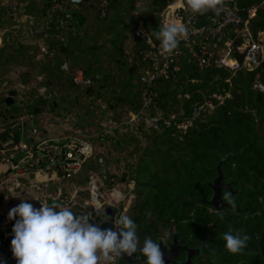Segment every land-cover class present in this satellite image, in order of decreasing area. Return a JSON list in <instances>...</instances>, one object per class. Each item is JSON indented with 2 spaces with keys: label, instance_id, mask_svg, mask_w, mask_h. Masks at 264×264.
Here are the masks:
<instances>
[{
  "label": "trees",
  "instance_id": "obj_1",
  "mask_svg": "<svg viewBox=\"0 0 264 264\" xmlns=\"http://www.w3.org/2000/svg\"><path fill=\"white\" fill-rule=\"evenodd\" d=\"M59 1L61 7L50 15L47 11L53 8V0L21 1L25 2L28 13L35 16L41 29L48 26L42 32L39 29L38 32L24 30L18 33L41 41L31 42V45L21 44L15 38L19 37L17 32L10 31L14 33V40L9 37L6 41L0 64L40 68L38 73L28 74L20 86L26 94L36 95L37 78L43 75L42 84L49 88L50 95L35 99L37 102L52 99L49 103L52 110L61 105L63 110L77 107L85 97L92 103L99 102L105 113L99 127L107 118L124 124L132 114L142 110L146 89L141 77L152 64L146 57L148 43L134 32L135 26L139 25V20L132 14L137 0H102L100 6L94 5L95 0H83L79 6ZM152 5L149 17L153 12H159L160 16L154 17L155 26L145 23L148 36L158 41L152 33L159 31L162 13L168 4L164 0H153ZM240 5L258 7L251 27L256 34L264 32V0H242ZM94 7H97L95 13ZM89 15H93L94 21L88 22ZM0 24H4L6 30L12 27L5 18L2 4ZM130 33L137 35L136 46L131 50L128 45ZM40 43L49 49V54L40 53ZM28 46L33 48V55L28 56ZM189 57L186 53L180 58L176 79H160L148 92L154 98L151 113L171 117L184 112L187 117L194 106L216 94L221 99H214L215 110L204 121L196 122L186 134L176 130L157 132L141 125L124 124L115 134L98 136L96 140L102 150L100 157H104L109 168V174L103 175V186L111 188L124 178L131 181L130 187L136 196L125 211L138 225L141 246L146 237L166 245L173 235H177V240L188 244L185 246L201 249L196 255V264H264L259 246L264 233V136L258 132V128L264 132V95L253 88L256 75L264 84V61L253 72L234 74L216 66L200 67L189 61ZM66 63L68 71L63 69ZM78 70L86 73L87 80L81 85L73 79ZM53 87L66 91L58 104L57 90ZM185 94L190 95L189 100L184 98ZM3 105L10 114L1 118L0 123L4 122L6 128L11 129L14 120L24 113L23 106L16 102L7 107L6 98ZM28 109L34 111L32 107ZM87 114L92 113L85 110L84 116ZM64 115L67 116L65 121H70L78 119L80 114L66 112ZM1 140L5 137H0ZM115 152L126 155V171L121 178H117L111 169L112 159L121 162L119 156H113ZM228 155L221 169L223 182L232 190L224 189L222 197L224 202L234 203L217 211L208 204L213 196L211 184L218 177L219 164ZM135 156L136 162L132 163ZM92 168L103 170L104 167L98 159ZM97 173L102 175L103 171ZM88 176L83 170L76 179L73 208H85V202L90 199ZM82 191L89 195L84 202L81 201ZM78 213L84 214L79 210ZM105 215L103 212V217ZM229 229L233 234L242 231L251 237L242 252L232 254L227 251L223 234ZM138 255L124 254L122 258H116L114 264H146V258L143 255L138 258Z\"/></svg>",
  "mask_w": 264,
  "mask_h": 264
},
{
  "label": "built area",
  "instance_id": "obj_2",
  "mask_svg": "<svg viewBox=\"0 0 264 264\" xmlns=\"http://www.w3.org/2000/svg\"><path fill=\"white\" fill-rule=\"evenodd\" d=\"M62 1L73 6L83 3V0ZM240 1L242 0H225V10L220 16L212 12L200 15L186 11L185 0L168 3L162 13V23L173 21L182 23L187 26L188 35L180 39L177 49L171 54H163L160 41H154L146 36L149 45L146 57L152 64L141 77L146 89L143 107L139 113L127 118L125 125H141L157 132L176 130L186 134L196 122L204 121L215 110L214 99H221L216 94L202 104L194 106L192 113L187 117L184 112L171 117L151 113L154 98L148 92L160 79H176L180 71V58L186 53L190 55L189 61L200 67L216 66L234 74L242 71L253 72L261 65L264 61V32L256 34L251 27L258 7H243ZM2 2L5 7V18L11 22L13 30L38 32L41 29L35 16L28 13L25 2L19 0ZM53 3V8L47 11L48 15L61 7L59 0H53ZM47 26L48 24L45 25ZM39 50L42 55L50 53L42 43L39 44ZM63 69L69 70L68 63L63 65ZM73 79L77 85L84 84L87 80L86 73L78 70L73 74ZM37 81L36 95L41 97L49 95V88L42 84L44 76H39ZM253 88L264 95V84L259 75L254 79ZM18 93L25 95L26 91L21 89ZM184 98L189 100L190 95L185 94ZM22 106L24 113L14 120L11 129L6 128L4 122L0 123V137H5L4 141H0V197L22 195L25 198H32L34 205L36 201L42 204L43 201L48 203L49 200L76 204L74 201L77 194L74 188L76 179L94 157L95 145L89 140V136L84 135L79 129L73 130L70 127L66 128L68 133H52L46 127L39 128L36 125L40 118L39 113L30 111L29 105ZM124 124L107 118L101 124L98 136L115 134ZM73 183L70 199L65 195L69 187L66 184ZM87 185L90 199L85 205L93 207L95 211L103 209L106 204L102 192L103 174L90 172ZM7 251L0 237V262L17 264L14 255Z\"/></svg>",
  "mask_w": 264,
  "mask_h": 264
},
{
  "label": "clouds",
  "instance_id": "obj_3",
  "mask_svg": "<svg viewBox=\"0 0 264 264\" xmlns=\"http://www.w3.org/2000/svg\"><path fill=\"white\" fill-rule=\"evenodd\" d=\"M185 6L193 14L212 12L220 16L225 10V0H185ZM152 35L160 41L162 53L171 54L180 39L187 37L188 29L182 23L164 22ZM97 213L101 214L98 210ZM146 215L150 218V213ZM8 219L15 220L11 251L17 264H112L124 254L131 257L135 253L138 258L143 255L146 264H165L160 244L146 237L141 246L138 225L126 214L116 216L115 231L102 230L90 223L91 213L73 211L68 201L51 206L43 201L37 209L24 199L9 211ZM250 239L242 231L233 234L232 229L223 234L225 247L232 254L242 252Z\"/></svg>",
  "mask_w": 264,
  "mask_h": 264
},
{
  "label": "rangeland",
  "instance_id": "obj_4",
  "mask_svg": "<svg viewBox=\"0 0 264 264\" xmlns=\"http://www.w3.org/2000/svg\"><path fill=\"white\" fill-rule=\"evenodd\" d=\"M19 1H25V0H19ZM33 1H37L42 2L44 0H33ZM102 0H95L94 5L98 4V6H100ZM167 4L173 2L174 0H164ZM153 0H137V4H136V9L135 11L132 13L135 19L139 20V25L135 26V28H137V35L139 36V32H143V38L144 36H148V31H147V27H146V23H148V25H152L155 26L156 23V19L154 18L155 16H160L159 12H153V16L150 18L148 12L153 10V5H152ZM2 0H0V4H2ZM95 12H97V7H94V10H92ZM145 11V13L143 14V12ZM139 13V14H138ZM147 13V14H146ZM94 21V17L93 15H89V21ZM134 28V29H135ZM6 26L4 24H0V56L3 53L4 49L6 48V41L9 39V37H11L12 39L14 38V33L10 32L13 29H9L6 30ZM14 32L21 33L19 31H15ZM21 35V36H20ZM137 35H134L133 33L129 34V40H128V45H129V49H133L136 46V38ZM16 36V35H15ZM19 37H15L16 39H18V42H21V44H32L31 42H41L37 39H32L30 36L29 37H23L22 34H18ZM140 38H142L141 36H139ZM142 38V39H143ZM14 40V39H13ZM34 40V41H33ZM17 41L15 43H17ZM35 43V44H36ZM33 48L31 46H28V53L30 55L32 54ZM8 52H11V49L8 50ZM41 70L38 67H32V66H17L14 64H0V120L1 118H3L5 115H9L10 113H7L5 111L4 105H3V101L5 98L8 97V94L10 91H17V89H21L20 83L25 79V77L32 73H38V71ZM38 84V81L36 82V85ZM56 87H53V90H57L56 92V97H57V104L60 102V100H62L64 93L66 92L64 90V88L61 89H55ZM18 92V91H17ZM50 95V94H49ZM49 95H46L43 97L47 98L49 97ZM36 97H39L37 95H32L30 96L29 94H20L18 93V95L15 97V101L19 104H24V105H29L28 108L32 107V110L39 112V120H37L36 125L39 128L42 127H46L47 129L50 130V132L52 133H68L66 131V128H73V130H77L79 129L80 131L83 132L84 135L89 136V140L96 146L95 147V158H93L86 166L84 169V174L89 175L90 172L92 171H96V172H100V171H104L100 170V169H95L92 168L95 164L98 163V159H100V155H101V148L98 146L97 140L96 138L98 137L99 133H100V127H99V122H101L103 120V117L105 116V113L102 112V109H100V103L96 102V103H92V101L86 100V98L84 97L83 99V103H81V105L77 106V107H73V108H67V109H62L63 106L61 105L60 108H56L55 110L51 109V106H49V103H52V99L51 100H47V102H45L44 100L41 102H37V100L35 99ZM29 102H27L28 100ZM26 102V103H22V102ZM102 102V101H101ZM104 103V102H103ZM102 103V104H103ZM85 110L90 111L92 114H87L84 116V112ZM117 112H119L118 110H116ZM66 112H78L77 115L78 119L75 118L74 121L70 120L68 122L65 121V119H67V116L64 115ZM113 113V112H112ZM120 113V112H119ZM115 114V113H114ZM119 117H123L122 115H118ZM64 122V123H63ZM113 156H115L116 158H118V156L121 158V162H117L116 159H112V163H111V169L113 171V173L117 176V178H121L123 177L124 172L126 171V155L125 154H120L119 152H115V154H113ZM136 162V156L134 157L132 163ZM130 163V161H129ZM131 164V163H130ZM103 174V173H102ZM104 175V174H103ZM105 176V175H104ZM83 180V178L81 179ZM75 183V182H74ZM73 184H66L68 185V189H67V193H65V195H68L69 198L71 199V195H72V187ZM130 183L131 181L127 180V179H123V180H118L116 183H114V185L111 188H108L107 186H103L102 192L104 194V201L106 202L104 208L106 207H114L118 210V214H127V210L128 208L131 206L134 198H135V193L132 191V188L130 187ZM118 190L120 191L123 196L124 199L122 201H118L114 196H113V191L114 190ZM84 192V193H83ZM82 199L81 201L84 202L85 199H88L89 195L88 193H86L85 191L81 192ZM69 199V200H70ZM42 206V205H41ZM79 207V206H77ZM104 208L101 210H98L101 214H98L97 211L94 210L93 207L91 206H86L85 208H73V211L78 212L81 211L84 214H88L91 213L92 215V219L90 220L91 223L99 225L103 220L104 217L108 220V217H106V215L103 217V212ZM125 209H127L125 211ZM102 211V212H101ZM117 216V215H116ZM114 261L112 262V264H114Z\"/></svg>",
  "mask_w": 264,
  "mask_h": 264
},
{
  "label": "water",
  "instance_id": "obj_5",
  "mask_svg": "<svg viewBox=\"0 0 264 264\" xmlns=\"http://www.w3.org/2000/svg\"><path fill=\"white\" fill-rule=\"evenodd\" d=\"M135 31H137V28H135ZM139 36H141L143 38V32H139ZM143 39L146 40V37L144 36ZM94 80H95V78H93V81ZM17 95H18L17 92L14 90L9 92V95L6 98V106L7 107H11V106L16 104L15 97ZM258 132L261 136H264V132H262L260 128H258ZM228 158H229V155L226 156L221 161V163L219 164V166L217 168L218 177L213 181L214 183L211 184V188L213 189V196H212L211 200L208 202V204L210 206H212L214 209H216L217 211H219L223 208L231 207V203L230 202H224L223 197H222V193H223L224 189L232 190L230 185H226L223 182L224 176H223V172L221 169L222 165L227 161ZM100 162L102 164V167H104L103 174L105 176H107L109 174V168L107 166V161L104 159V157H101ZM113 196L118 201H122L124 199L123 194L116 189L113 191ZM53 203H59V201H53L49 205L51 206ZM104 211H105L106 217H108V220L100 223L99 226L101 227L102 230L112 229L115 231L116 228H115L114 221H115L116 215H118V210L114 207H106V208H104ZM174 236H175V245L172 247L173 249L171 251H167L165 246L162 243H160L161 250L164 253L165 264H170V263L176 264V258L179 255L180 247L178 246V240L176 238L177 235H174ZM259 246H260L261 252L264 256V233L262 234V238H261ZM183 248H186V250H187V258L185 259V261H183L182 263H178V264H194L193 258L197 254L200 253L201 249L200 248H189L188 246L183 247Z\"/></svg>",
  "mask_w": 264,
  "mask_h": 264
},
{
  "label": "crops",
  "instance_id": "obj_6",
  "mask_svg": "<svg viewBox=\"0 0 264 264\" xmlns=\"http://www.w3.org/2000/svg\"><path fill=\"white\" fill-rule=\"evenodd\" d=\"M30 1L32 0H26V3H29ZM24 199H26L28 203L32 204L37 209H39L42 205L38 201H36V205H34L32 198H25V196L17 194H11L7 197L4 196L2 200L0 198V237L4 241V245L8 250L7 252H10L11 254H13L11 251V241L14 238L12 229L15 224V220H9L8 214L13 207L18 206ZM53 201L58 200H49L48 203L50 204ZM59 203L61 202L59 201ZM17 219H19V217H17ZM0 264L5 263L0 262Z\"/></svg>",
  "mask_w": 264,
  "mask_h": 264
},
{
  "label": "flooded vegetation",
  "instance_id": "obj_7",
  "mask_svg": "<svg viewBox=\"0 0 264 264\" xmlns=\"http://www.w3.org/2000/svg\"><path fill=\"white\" fill-rule=\"evenodd\" d=\"M174 245H175V236L173 235L172 240L171 241H168L167 244L164 245V246L167 249V251H171L173 249L172 247ZM185 245H188V244H183L181 242V240H178V246L180 247V251H179L178 257L176 258V264L182 263L187 258V250H186V248H183V247H186ZM197 257L198 256H196V257L193 258V263L194 264L197 263ZM170 264H174V263H170Z\"/></svg>",
  "mask_w": 264,
  "mask_h": 264
},
{
  "label": "bare ground",
  "instance_id": "obj_8",
  "mask_svg": "<svg viewBox=\"0 0 264 264\" xmlns=\"http://www.w3.org/2000/svg\"><path fill=\"white\" fill-rule=\"evenodd\" d=\"M116 196V195H115ZM117 197V196H116Z\"/></svg>",
  "mask_w": 264,
  "mask_h": 264
}]
</instances>
